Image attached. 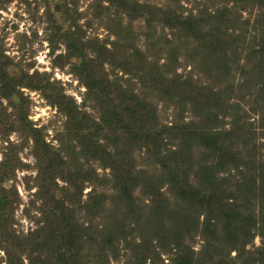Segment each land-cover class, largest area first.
<instances>
[{"label": "rangeland", "instance_id": "obj_1", "mask_svg": "<svg viewBox=\"0 0 264 264\" xmlns=\"http://www.w3.org/2000/svg\"><path fill=\"white\" fill-rule=\"evenodd\" d=\"M128 2L126 12L105 0H0V47L6 55L8 75L15 78L37 71L38 79L49 78L51 93L63 90L81 105L85 87L72 70L76 58L67 57L66 42L76 39L79 32L84 39L106 40L109 48V41L118 39L123 46L116 47L120 59L124 61L125 50L126 56L136 53L131 66L134 68L135 62L139 66L140 61L148 68L137 78L105 63L109 77L151 102L157 127H171L169 132H177L180 126L198 131L206 121L201 117L202 108L212 103L210 124L221 134L223 152L214 155L211 149L191 141L190 178L198 190L194 191L196 201L183 202L169 196L167 182L161 183V190L168 199L154 201L140 191L139 185L133 188L131 197L122 198L113 186L110 170L81 154L67 132L64 115L43 93L20 88L22 94L13 99L15 108L0 95V160L6 150L20 165L10 179L1 183L14 200L5 230L17 238L11 239L14 243L7 250L0 246V264H58L56 252L52 254L49 248L38 251L33 246L49 233L42 214L47 209V196L38 183L34 143L28 134L30 124L47 144L41 148L49 152L45 158H57L53 162L57 174L49 195L64 199L66 216L79 224L76 245L82 264H260L258 252L264 239L259 236L264 231V67L257 69L258 64H264L259 60L264 45L262 10L251 0ZM136 2L150 6L151 12L157 13L155 19L148 23V14L130 13L137 11ZM168 11L181 20L188 15H201L202 21L209 17L206 28L218 27L215 29H220L224 38V49L218 55L220 63L208 56L193 37L160 21ZM149 68L158 74L150 78ZM158 80L162 83L155 84ZM193 92L200 102L189 100ZM93 105L86 100L85 110L97 115ZM19 114H26V119L22 124L13 123L12 118ZM97 137L102 139L101 134ZM179 142L177 137L170 140L175 147ZM141 152L137 148L132 154L135 168L143 177L162 179L165 173L155 158ZM205 162L215 166L213 172L207 179H196V171ZM68 169L77 176L80 169L81 174L90 173L92 178L69 182ZM105 176L110 179L106 181ZM79 187L82 193L77 197ZM96 196L105 198L99 210L92 207ZM176 213L185 215L186 222ZM207 213L219 219L216 228L202 224ZM42 226L40 236L28 244L26 237ZM252 232L255 235L250 239ZM67 238L65 233L63 239ZM177 238L180 249L169 245Z\"/></svg>", "mask_w": 264, "mask_h": 264}, {"label": "trees", "instance_id": "obj_2", "mask_svg": "<svg viewBox=\"0 0 264 264\" xmlns=\"http://www.w3.org/2000/svg\"><path fill=\"white\" fill-rule=\"evenodd\" d=\"M105 1L115 6L117 9L122 8L126 11L129 8L128 0ZM251 1L262 10L263 13L261 14L263 16L264 0ZM134 5H137L136 8L138 9L130 13L138 12L139 14H148V16L145 15L147 16L148 23L155 19L157 13L151 12L152 9L150 6L140 2H136ZM172 13L173 11L163 13V17L160 21L165 22L168 26L180 29V31L184 32L185 36L193 37L199 47L207 51L208 56L216 58L220 63L218 55L219 52L224 49V38L221 37L222 32H220V29H215L218 27L214 28L213 26L206 28L209 17L206 21H202L201 15L197 17L188 15L181 20L176 14L172 16ZM215 16H213V18H215ZM106 42V40H99L97 37L84 39L81 32L76 35V39L74 38L72 41L66 42L67 57L76 58L72 70L85 87L81 105H78L75 99H73L71 95L64 93L63 90H56L51 93L52 85L49 78L38 79L37 76L39 73L37 71L32 74L24 72L20 77L15 78L9 76L4 67L7 63L4 60L6 55H4L1 47L0 95L9 100V103L15 108L13 99L16 95L20 96L22 94L20 88L24 87L43 93L50 104L56 106L57 110L64 115L67 132L70 134L71 139L76 142V146H79L81 154L84 157L98 160L102 169L108 168L110 170L113 186L119 189L122 198L131 197L132 191L134 190L133 188L139 185L140 191L154 201H157V199H168L169 197L161 190V183L167 182L169 186V196L173 195L183 202H188L189 200L196 201L194 191L198 190L196 186L191 183L194 179L192 181V178H190L192 167L191 141H196L211 149L214 155L216 152H220V154L223 152L222 144L220 143L221 134L213 130L210 124V120L212 121V113L209 111V108L212 106V103L207 102L203 106L202 110L204 111H202L201 117L207 122L203 121L198 131L193 130L194 127L191 126H189V128H182V126H180L177 128V132H169L168 130L171 129V127H157L156 110L152 103L143 97L141 98V96H138L131 90L123 88L117 80L111 79L104 65L108 63L114 68L119 67L124 73H133L137 78L141 77L140 73L142 74L144 69L148 67H144L143 65L145 63L143 64V62L141 63L139 61V66L137 62L133 63L135 66L133 68L131 62L134 60L136 53L127 54L126 56V50L123 52L124 55L122 53L124 61L120 59L118 48L116 47L121 48L123 46L119 45L118 39L109 41L111 44L110 48L107 46ZM263 47H261L262 49L259 51V53L262 54L261 56L259 55L260 62H264ZM145 59L144 56L143 60L145 61ZM258 66L257 70H261L264 64H258ZM147 71H149L148 76L150 78H152V75L158 74L154 69L149 68ZM160 81L161 80H158L154 83L157 84L156 82ZM176 85H178V82H176ZM157 89H160V86L157 87ZM189 95V100L191 102H200L197 93H194L193 96H191V93H189ZM86 100H91L93 102V106L97 110V115L93 113L90 114L85 110ZM24 119H26V114H19L18 117L12 118V121H14L13 123L22 124ZM28 131L26 130L25 132H28L34 143L33 154L39 170L38 183L42 193L47 196V198L44 197V205L47 209L42 210V214L46 217L47 226L45 229H48L47 232L49 233L48 237L38 240V242L33 245L34 249L42 251L49 248L52 254L56 252L58 256L55 257V260L58 264H82L78 258L80 248L76 245V241H78L79 238V232L77 230L79 224L77 222L74 223L70 215L66 216L67 207L64 199H55L53 194L49 195V186H51V181L53 182V177L57 174V166L53 164L57 158H55V160L45 158L44 154L47 156L49 152L47 149L43 150L41 148H45L47 144L43 142L41 135L37 132L38 130L31 124L29 125ZM109 133L112 136L107 137L105 134ZM100 134L102 136L101 140L97 137ZM120 135L124 137L121 138ZM174 137L180 140V142L177 143V147L170 144V140ZM137 148L149 158L150 156L155 158L160 169L165 173V176L161 177L162 179L155 180L150 176L143 177L140 171L135 168L136 165L134 164V157L132 154ZM59 160L63 163L61 158H59ZM14 161L15 158L6 150L2 153V158L0 160V246L6 250L14 243L11 239L17 238V236H15L13 232L5 230V226L7 227L11 220L10 213L13 210L14 200L7 195L6 189L1 187V183L10 179V174L14 172L17 166H20L14 163ZM216 165L219 164L217 163ZM214 167V165L209 166V163L205 162L199 167V170L196 171L197 173L194 177L196 179L201 177L207 179L210 177L209 172H213ZM79 170L77 176L74 174L75 172L73 173V171H69L68 169L69 176H67V181L72 182L74 179L76 180V178H79V182L81 183L92 178L90 173L83 175ZM41 175L44 177H41ZM104 178L106 181L110 179L106 178V176ZM76 190L78 197L82 193V188L79 187ZM203 196H200V198ZM48 197L51 198V200L48 199ZM96 197L95 205L91 206L99 210L104 205L105 198L103 196ZM198 197L199 196L196 198ZM203 199L205 200L204 197ZM74 202L73 200L72 203L75 204ZM207 204L209 208L208 212L210 213L212 211L210 200L207 201ZM83 208L87 210L86 205ZM89 210H91V208ZM176 214L179 219L187 220L185 215ZM240 216L241 215H239V218ZM216 218V216L212 217L208 214L205 216L202 224L205 228H209L210 226L216 228L220 222L219 219ZM239 221H242V219ZM184 225L186 226V223ZM41 230H44V226L35 230L34 233L37 234L34 235V233L31 232L26 237L27 242H29L28 244L32 245L36 239V235H38V237L40 236ZM65 233L67 234V239H63ZM254 235L255 233H250L249 238L251 239ZM259 236L264 238V231H260ZM46 240L51 241L46 242ZM172 241L169 242V245L180 249V240L177 238ZM54 243L56 244L55 246ZM260 247V251L258 252L260 264H264V239H262Z\"/></svg>", "mask_w": 264, "mask_h": 264}]
</instances>
